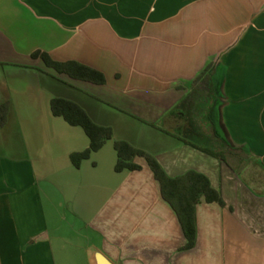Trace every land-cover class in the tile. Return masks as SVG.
<instances>
[{
  "label": "crops",
  "instance_id": "1",
  "mask_svg": "<svg viewBox=\"0 0 264 264\" xmlns=\"http://www.w3.org/2000/svg\"><path fill=\"white\" fill-rule=\"evenodd\" d=\"M35 49L105 81L58 73ZM204 67L213 127L185 138L222 159L168 113ZM54 96L112 128L77 164L89 136ZM1 103L0 264H264V0H0ZM116 139L219 191L223 204H195L192 246L146 158L115 168Z\"/></svg>",
  "mask_w": 264,
  "mask_h": 264
},
{
  "label": "trees",
  "instance_id": "2",
  "mask_svg": "<svg viewBox=\"0 0 264 264\" xmlns=\"http://www.w3.org/2000/svg\"><path fill=\"white\" fill-rule=\"evenodd\" d=\"M31 56L42 58L47 66L54 68L58 73H66L71 77L96 83H103L105 81L102 71L77 60H57L52 58L46 51L40 49L33 50ZM206 71L207 67H204L194 77L192 90L176 102L168 110V113L182 112V123L177 127L178 131L181 132V135L178 136L182 140L222 159L223 156L220 152L214 151L208 146L199 145L196 141L197 139L192 137L193 135L189 134L191 137H188L189 139L185 138V135H188L187 130L197 129V126L202 125L203 122L209 125V127H213L209 117L212 105L207 103V101L212 99L214 91L211 86V78L207 77L208 72ZM199 81L201 87L197 84ZM204 101L206 102L205 104ZM50 104L54 114L62 115L70 123L80 124L89 136V146L86 149L70 154L75 164L78 163L80 158L87 156L91 150L100 147L106 138L112 136V128L110 126L96 123L76 101L66 97L54 96L51 98ZM5 110L6 104L1 103L0 122L4 119ZM200 116L205 121H202ZM166 130L169 131L168 129ZM114 145L118 156L115 164L117 170L124 167L130 169L140 168V164L133 161V156L136 154L143 155L146 158L154 176L160 183L162 196L172 205L179 218L183 232L187 238L183 247L192 246L196 235L195 204L202 196L207 201L216 200L223 204L224 201L219 191L211 186L208 177L203 173L189 169L182 174L170 176L164 171L159 162L143 149L134 147L126 140L120 139L114 140Z\"/></svg>",
  "mask_w": 264,
  "mask_h": 264
},
{
  "label": "water",
  "instance_id": "3",
  "mask_svg": "<svg viewBox=\"0 0 264 264\" xmlns=\"http://www.w3.org/2000/svg\"><path fill=\"white\" fill-rule=\"evenodd\" d=\"M98 256L101 257L99 254H98ZM101 259H102V258H101ZM102 261H103V260H102ZM102 261H101V262H102ZM103 263H105V262L103 261ZM107 264H112V263H111V262H108Z\"/></svg>",
  "mask_w": 264,
  "mask_h": 264
}]
</instances>
